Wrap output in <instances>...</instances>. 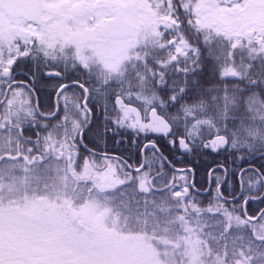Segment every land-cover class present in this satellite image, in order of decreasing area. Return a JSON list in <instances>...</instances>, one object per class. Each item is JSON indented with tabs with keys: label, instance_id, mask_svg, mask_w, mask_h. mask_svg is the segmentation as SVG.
<instances>
[{
	"label": "snow or ice",
	"instance_id": "1",
	"mask_svg": "<svg viewBox=\"0 0 264 264\" xmlns=\"http://www.w3.org/2000/svg\"><path fill=\"white\" fill-rule=\"evenodd\" d=\"M0 264H264V0H0Z\"/></svg>",
	"mask_w": 264,
	"mask_h": 264
}]
</instances>
